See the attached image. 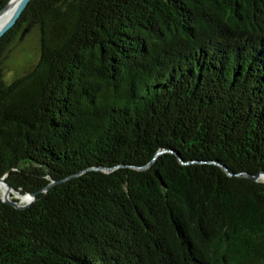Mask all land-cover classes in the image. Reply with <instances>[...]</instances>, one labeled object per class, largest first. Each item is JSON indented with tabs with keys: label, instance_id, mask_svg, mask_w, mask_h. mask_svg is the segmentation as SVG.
Wrapping results in <instances>:
<instances>
[{
	"label": "trees",
	"instance_id": "1",
	"mask_svg": "<svg viewBox=\"0 0 264 264\" xmlns=\"http://www.w3.org/2000/svg\"><path fill=\"white\" fill-rule=\"evenodd\" d=\"M18 30L0 264H264V0H29L0 57Z\"/></svg>",
	"mask_w": 264,
	"mask_h": 264
},
{
	"label": "rangeland",
	"instance_id": "2",
	"mask_svg": "<svg viewBox=\"0 0 264 264\" xmlns=\"http://www.w3.org/2000/svg\"><path fill=\"white\" fill-rule=\"evenodd\" d=\"M37 56L38 42L36 32L34 30L24 33H20V30L16 31L0 57V67L4 80L10 82L27 72L34 64ZM3 195L8 199H18L20 203L29 201L28 196V198L20 196L6 187L3 182H0V199Z\"/></svg>",
	"mask_w": 264,
	"mask_h": 264
},
{
	"label": "water",
	"instance_id": "3",
	"mask_svg": "<svg viewBox=\"0 0 264 264\" xmlns=\"http://www.w3.org/2000/svg\"><path fill=\"white\" fill-rule=\"evenodd\" d=\"M11 0H7V2L0 8V12L6 7V5L10 2ZM29 0H17L12 11L10 12L9 16L0 24V36L7 31L16 21L17 17L19 16V14L21 13V11L23 10V8L25 7V5L27 4ZM162 152V150L157 151L155 154H158ZM228 173V172H227ZM230 174V173H228ZM249 176L251 179L255 180L258 177H261L264 180V172H259L253 176L247 175ZM0 182H3L5 184L6 187H8L9 189H11L3 180V178H0ZM12 190V189H11ZM34 194L35 192H31V193H27V194H23V195H27L29 197V201H26L24 203H20L18 199H16V201L13 200H9L8 198H6L5 195H3V197L0 199L1 201H3L4 203L13 206L17 209L23 208L25 206H27L34 198Z\"/></svg>",
	"mask_w": 264,
	"mask_h": 264
},
{
	"label": "bare ground",
	"instance_id": "4",
	"mask_svg": "<svg viewBox=\"0 0 264 264\" xmlns=\"http://www.w3.org/2000/svg\"><path fill=\"white\" fill-rule=\"evenodd\" d=\"M17 0H11L6 7L0 12V24L9 16ZM27 195H24V197ZM28 198V197H27ZM26 200V198H24Z\"/></svg>",
	"mask_w": 264,
	"mask_h": 264
}]
</instances>
